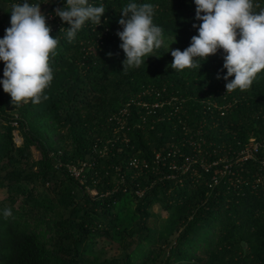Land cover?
Listing matches in <instances>:
<instances>
[{"label":"trees","instance_id":"1","mask_svg":"<svg viewBox=\"0 0 264 264\" xmlns=\"http://www.w3.org/2000/svg\"><path fill=\"white\" fill-rule=\"evenodd\" d=\"M31 2L42 3L59 43L50 57L54 77L46 100L15 105L0 85V190L6 192L0 264H264V182L255 180L264 170L254 161L233 162L250 137L264 138V70L248 89L227 92L223 50L191 68L172 69L170 48L183 50L198 34L194 0H138L156 5L164 43L144 64L125 70L116 33L128 0H95L105 6L101 23L86 22L71 41L61 29L69 25L55 15L64 0ZM12 3L0 0V37L10 26ZM262 8L264 0H253V11ZM3 69L0 61V78ZM145 90L177 101L147 116L138 102L156 97L142 95ZM207 101L231 107L220 116L207 110ZM123 110L120 129L115 118ZM171 145L198 159L196 174L169 169L172 158L154 165L155 152L165 154ZM103 146L105 155L80 185L67 166H79ZM131 158L149 168H130ZM219 159L232 163V174L215 172L222 162L200 168L201 161ZM6 208L11 216L3 215ZM96 240L118 254L102 258Z\"/></svg>","mask_w":264,"mask_h":264},{"label":"clouds","instance_id":"2","mask_svg":"<svg viewBox=\"0 0 264 264\" xmlns=\"http://www.w3.org/2000/svg\"><path fill=\"white\" fill-rule=\"evenodd\" d=\"M41 4L13 0L10 26L0 37V61L4 62L0 85L15 105L46 100L45 89L54 77L50 57L59 38L50 35L51 25L41 12ZM194 4L195 19L200 23H193V27L198 34L185 49L170 48L174 57L170 67L175 71L191 68L198 60L223 50L227 92L248 89L264 70V8L253 11V0H194ZM155 9L153 3L138 0H128L121 9L118 23L122 30L116 34L126 57L124 70L144 64L145 58L164 43V28L154 22ZM104 13V4L95 0H64V6L55 9V15L69 25L61 28L69 41L86 22L99 25ZM3 215L11 216V209H4Z\"/></svg>","mask_w":264,"mask_h":264},{"label":"built area","instance_id":"3","mask_svg":"<svg viewBox=\"0 0 264 264\" xmlns=\"http://www.w3.org/2000/svg\"><path fill=\"white\" fill-rule=\"evenodd\" d=\"M150 92H153L156 99L154 102L151 103H147V102H143V101H139L138 105L144 110L143 113H145L147 116H149L150 114H153L155 109H159V110H165V107H167L168 105H171L172 102L177 101V99L175 97H170L168 99H164L162 98V93L157 91H144V94H148ZM207 110H210V108L212 107L214 110H216L220 116L225 115V113L229 110V108L231 107L230 104H219L215 101H207L205 103ZM126 113L125 110H123L122 113L119 114V116H117L115 119L117 120V123L119 125V128L122 129L124 126V122L122 119V114ZM14 126H16V123L13 122L12 123ZM124 140H126V138H123ZM127 141V140H126ZM191 145L194 146L193 143H189ZM199 145H195V148L199 149ZM107 148L103 146L102 149L100 150H96L93 152V155L88 158L87 160H85L84 162L80 163L79 166H74L72 164L68 165V172L70 173V176L73 177L74 179H76L80 185H84L85 183V173L93 170L97 164L98 159L103 158V156L106 153ZM177 157H179V159L181 160V162L178 164L176 159ZM167 158H172V160L169 162L168 168L171 170H175V171H179L181 174H184L188 171H192L194 174H196L197 172L192 168V165L198 162V159L196 158H191L190 156H184L182 155V153L180 152V149L177 146H173L171 145L165 152V154L161 153V152H155L154 155V165L157 167L164 166L165 165V159ZM246 161H254L258 163V166L260 167V172L262 170H264V138L261 139H257L256 137H250L248 139V141L243 145V147L239 150V152L237 153V155L235 156V158H233V162L235 165L237 164H243ZM220 162L223 163L221 168H217L215 170V172H217V174L220 175H230L232 174V172L230 171V167L232 165L231 162H229L227 159H224L222 161L219 160H215L211 163H206L201 161L200 162V168L208 171L210 166H216L218 165ZM128 166L136 171H140L142 169H148L149 165L145 162V161H140L136 158H131L128 162ZM216 174V175H217ZM216 175H214L212 177L214 184L217 183V178ZM256 182H260L263 183L264 182V173H258L255 177ZM91 190L94 191V194H91ZM126 188H123V191H125ZM87 191L89 192V194L91 196H98V191L97 189L93 188H89L87 187ZM109 191H106L105 194H108ZM137 195H141V192H136ZM102 196V194L100 195Z\"/></svg>","mask_w":264,"mask_h":264},{"label":"rangeland","instance_id":"4","mask_svg":"<svg viewBox=\"0 0 264 264\" xmlns=\"http://www.w3.org/2000/svg\"><path fill=\"white\" fill-rule=\"evenodd\" d=\"M13 135H14V141L17 145L21 144L22 142V138L21 136L18 134L17 130L13 131ZM33 151V155L35 158L38 157V152L35 151L34 149H32ZM40 188V186H38ZM91 194H94V191L91 190ZM6 196V192L4 190H0V200L3 199ZM152 211L156 214H159V219L162 220L166 217V213L164 211H162L158 205H154ZM150 221H152V219H150ZM161 222V221H160ZM94 250L98 251L101 253L102 258H110L113 255H117L118 254V250L116 249V247H112L109 242H105V241H101V240H96L95 242V246H94Z\"/></svg>","mask_w":264,"mask_h":264}]
</instances>
